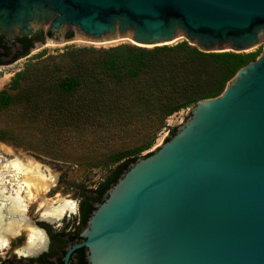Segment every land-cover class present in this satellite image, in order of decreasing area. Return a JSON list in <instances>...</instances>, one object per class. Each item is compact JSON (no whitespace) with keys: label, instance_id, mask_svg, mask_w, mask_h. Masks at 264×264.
Segmentation results:
<instances>
[{"label":"water","instance_id":"obj_1","mask_svg":"<svg viewBox=\"0 0 264 264\" xmlns=\"http://www.w3.org/2000/svg\"><path fill=\"white\" fill-rule=\"evenodd\" d=\"M45 26L59 40L66 31L154 47L179 37L203 51L252 52L264 0H0L4 37ZM82 235L65 264L83 245L89 264H264V52L131 164Z\"/></svg>","mask_w":264,"mask_h":264},{"label":"rangeland","instance_id":"obj_2","mask_svg":"<svg viewBox=\"0 0 264 264\" xmlns=\"http://www.w3.org/2000/svg\"><path fill=\"white\" fill-rule=\"evenodd\" d=\"M67 34L64 31L60 40L53 36L45 37L44 42L36 41L28 55L0 65V92L6 89L14 95L9 105L0 104V131L7 135L0 140V161L32 160L45 174H55L57 180L46 194L47 199L73 200L76 210L65 216L74 218L78 216L82 189L95 188L114 167L113 164L105 167L103 160L116 151L132 148L152 137H155L153 145L143 154L154 151L174 127H181L191 118L192 107L169 116L162 127L151 119L102 124L82 121L87 114L80 103L84 93H63L57 84L59 76L73 72L86 74L103 55L102 49L124 43L141 45L126 37L99 40L86 34L71 33L70 37ZM181 41L177 37L168 45ZM255 51H260L259 55L264 52L263 36ZM19 71H26L20 87L9 88L11 79ZM75 107L78 110L73 111ZM93 118L100 116L93 113ZM38 203L40 200H34L29 209L28 216L33 222L41 219ZM16 241L12 247L1 251L0 259H18L20 254H25L20 248L25 245L27 234L26 239L22 236ZM14 246L20 247L16 249Z\"/></svg>","mask_w":264,"mask_h":264},{"label":"trees","instance_id":"obj_3","mask_svg":"<svg viewBox=\"0 0 264 264\" xmlns=\"http://www.w3.org/2000/svg\"><path fill=\"white\" fill-rule=\"evenodd\" d=\"M70 37L71 32L67 34ZM53 37L52 31L37 29L31 36H19L9 44L0 34V65L13 62L29 54L36 41ZM103 55L93 63L87 73H67L59 76V89L72 95L84 93L87 114L82 121L88 124L131 123L136 120H153L159 126L174 113L196 105L200 100L219 96L228 82L244 65L257 59L260 51H203L181 41L174 45L154 47L119 44L102 49ZM26 71H19L11 79L9 88L18 89ZM14 95L4 89L0 104L9 105ZM78 110L74 108L73 111ZM100 118H93V113ZM79 119V118H78ZM177 131L174 127L168 141ZM7 135L0 131V140ZM154 138L132 148L110 154L102 165L113 164L110 173L95 188L82 189V216L88 219L103 202L109 189L132 163L149 149Z\"/></svg>","mask_w":264,"mask_h":264},{"label":"bare ground","instance_id":"obj_4","mask_svg":"<svg viewBox=\"0 0 264 264\" xmlns=\"http://www.w3.org/2000/svg\"><path fill=\"white\" fill-rule=\"evenodd\" d=\"M9 175L13 178H8ZM56 180L55 174H45L39 164L32 160L0 161V253L10 246L12 238L23 232L27 234V241L20 248L21 252L33 254L46 245L44 230L28 216L34 200H40L38 208L41 219L50 222L60 220L68 212L76 210L73 200L47 199L46 194Z\"/></svg>","mask_w":264,"mask_h":264},{"label":"flooded vegetation","instance_id":"obj_5","mask_svg":"<svg viewBox=\"0 0 264 264\" xmlns=\"http://www.w3.org/2000/svg\"><path fill=\"white\" fill-rule=\"evenodd\" d=\"M15 40L16 38L14 40L6 38V41L9 44H12ZM98 203L99 202H96V205ZM81 208L82 197L79 205L78 216L74 218L71 216H64L62 219L54 222L40 218L35 220L34 224L39 226V228L45 232L46 245L39 251L34 252L32 255L20 254L18 259H5L2 257L0 259V264H65L66 255L69 249L85 240L82 232L87 227L90 217L85 219L82 216ZM22 236L26 239V234L23 233L12 239L9 247H12L14 240L17 239L18 241V239ZM24 242L25 240L23 241V244ZM1 254L2 252L0 253V256ZM68 264H89L88 248L83 245L74 249L69 257Z\"/></svg>","mask_w":264,"mask_h":264}]
</instances>
